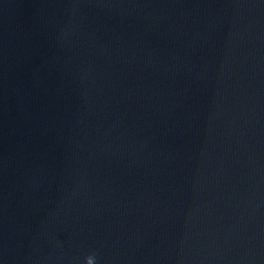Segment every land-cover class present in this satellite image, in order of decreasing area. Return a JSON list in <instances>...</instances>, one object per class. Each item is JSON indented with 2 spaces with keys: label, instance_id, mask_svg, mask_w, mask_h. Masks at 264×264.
I'll use <instances>...</instances> for the list:
<instances>
[{
  "label": "water",
  "instance_id": "1",
  "mask_svg": "<svg viewBox=\"0 0 264 264\" xmlns=\"http://www.w3.org/2000/svg\"><path fill=\"white\" fill-rule=\"evenodd\" d=\"M0 264H264V0H0Z\"/></svg>",
  "mask_w": 264,
  "mask_h": 264
},
{
  "label": "clouds",
  "instance_id": "2",
  "mask_svg": "<svg viewBox=\"0 0 264 264\" xmlns=\"http://www.w3.org/2000/svg\"><path fill=\"white\" fill-rule=\"evenodd\" d=\"M92 257H93V256L90 255V256L88 257V260L91 261Z\"/></svg>",
  "mask_w": 264,
  "mask_h": 264
}]
</instances>
